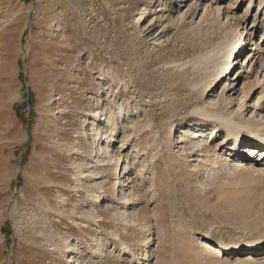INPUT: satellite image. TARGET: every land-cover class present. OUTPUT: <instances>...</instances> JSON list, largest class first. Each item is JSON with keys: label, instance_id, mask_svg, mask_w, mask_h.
<instances>
[{"label": "rangeland", "instance_id": "obj_1", "mask_svg": "<svg viewBox=\"0 0 264 264\" xmlns=\"http://www.w3.org/2000/svg\"><path fill=\"white\" fill-rule=\"evenodd\" d=\"M192 1L0 0V264H68V248L76 242L83 243L87 257L102 264H198L201 259L184 257L183 251L194 247L200 234L264 238L263 174L218 171L210 176L204 168L192 171L181 159V167L169 170L171 165L157 156L159 169L138 178V196L130 197L128 221L121 222L104 212L107 204L111 208L116 203L112 195L98 189L101 202L95 204V193L76 192L74 187L73 167L83 157L73 147L92 143L91 111L106 102L119 129L112 144L125 137L123 153L136 168L143 157L133 151L135 143L148 150L159 143L162 153H172L176 142L168 145V128L181 119L169 116L162 106L172 103L171 97H181L182 90L174 93L165 77L174 63L195 60L213 44L200 15L205 3L214 7L215 2L200 0L187 11ZM160 4L170 9L165 12L169 26L161 34L156 22ZM245 9L252 14L245 22L249 29L257 0H243L236 13ZM183 12L188 13L180 18ZM147 21L155 23L160 36L156 42L145 36ZM260 34L259 29L255 39ZM196 120L185 121L194 125ZM82 126L89 142L83 141ZM246 138L250 145L259 141ZM61 197L65 204L59 203ZM134 213L138 220L131 222ZM97 214L106 216L99 220ZM35 216H43V237L33 231L40 225ZM115 234L133 246L136 258L89 255L88 249L103 244L126 258L122 247L111 244L121 245ZM61 238L67 247L58 246Z\"/></svg>", "mask_w": 264, "mask_h": 264}, {"label": "bare ground", "instance_id": "obj_2", "mask_svg": "<svg viewBox=\"0 0 264 264\" xmlns=\"http://www.w3.org/2000/svg\"><path fill=\"white\" fill-rule=\"evenodd\" d=\"M211 1L215 2V6L212 7L205 3L200 15L201 21L204 20L202 25H205V33L210 32L206 35L211 40V44L213 43L209 48L210 50L195 60L174 63L171 66V72L166 77L164 75V81L170 87H174V93L182 90L181 97H171L172 103L162 106L169 116L181 119L178 123L173 121L168 128L170 134L168 145L176 142L174 149H177L170 148L172 153L169 154L161 152V144L159 143L151 150L143 147L138 148L135 143L132 146V148L134 147L133 151H136L138 157H143L141 166L136 168L128 160V155L123 153L125 137L112 144L119 129L117 116L114 110L108 107L109 102H106L102 109L96 107L91 111L90 116H92L91 123L93 125L91 130L94 131L92 143L78 144L77 142L78 145L75 144L76 146L73 147L80 156L88 158L87 161L82 158L73 167L76 168V171L72 173V177L77 181L74 186L76 192L95 193V204L101 202V194L98 189L102 193L106 192L109 193V196L112 195L110 199L116 203L111 208H108L107 204L104 207V212L110 213L109 215L116 222H121L122 218L128 221L126 208L130 197L138 196V188L136 187L139 185H137L138 178H145V172L147 173L150 169L153 172L157 171L156 169L160 166L155 158L157 156L164 158L166 166L171 165L170 168L168 167L169 170H176L180 166L181 159L188 163L187 165L192 171L199 172L200 169L204 168L205 174L210 176L219 175L218 171H251L264 175V0H257L258 11L252 16L249 29L245 25L247 16L252 15L249 14V10L245 9L244 14L236 13V8L243 0H230L223 7L219 5L221 0ZM247 1L250 3L253 0ZM199 4L200 0H193L187 11L193 10V7L197 8ZM167 6V4H160L157 9L156 22L160 21L161 23L159 34L169 26V19L165 14L166 11H170ZM187 13H181L180 18H183ZM154 24L150 21L146 22L145 36L156 42L160 36L159 34L156 35V31L153 29ZM259 29L261 34L258 39L257 37L255 39ZM157 36L159 37L157 38ZM89 57L91 56L88 55L87 59ZM187 64L189 66L185 67ZM217 86L220 89L216 90ZM236 87L237 89H235ZM208 93L210 96L205 100ZM256 93L259 94L255 96ZM253 95L255 98L251 104L249 100L253 98ZM232 103L236 106L233 107ZM102 116L106 117L102 118ZM186 118H189L190 121L194 118L197 120L193 125V123L185 121ZM97 119L100 123H95ZM101 123L106 126L104 130L100 126ZM151 123V119H148L146 125L150 126ZM81 133L84 138L83 141L89 142L87 135H83L84 126H82ZM221 133L223 134L222 139L219 138L221 141L213 145L214 139ZM110 135L113 136L108 139ZM247 136L258 137L259 141L250 145ZM224 146L226 148L221 152ZM73 148L70 147L68 150L72 151ZM192 153H195L194 157ZM254 153L263 155V158L253 157ZM256 154L254 155L256 156ZM189 161L194 162L190 163ZM99 173L101 175L97 176ZM95 179H100V181L95 182ZM93 182L96 184L94 185ZM133 190L134 192H132ZM63 198L61 197L59 201L61 205L65 204L67 200ZM48 205L49 203L46 206ZM73 207L74 211L77 204ZM105 216L96 215L99 220ZM137 216L136 213L132 214L131 217L134 219L130 221H137ZM82 217L89 220L90 215L84 214ZM37 220L40 225L34 226L33 231L41 236L44 230L43 216ZM116 236L122 246H117L113 241L111 244L114 245V248L122 247L119 250L124 251L126 258H120L121 256H117L114 249H107L103 244L102 247L92 246L90 250L88 249L89 255L94 258L108 256L112 259L116 256L119 257L118 261H123L128 256L130 259L136 258L133 246L129 243L125 244L119 235ZM109 237L111 239L112 235ZM97 239L99 240L100 237ZM194 244L196 247H192V245L189 248L186 247L183 253L184 257L193 256L197 257L196 260L201 259L198 264H264V238L252 239L237 233L233 236L214 239L205 233L195 237ZM58 246L67 247L66 239L61 238ZM84 247L82 242L72 243L68 248L69 254L66 262L68 264H102L98 260L93 261L87 257Z\"/></svg>", "mask_w": 264, "mask_h": 264}]
</instances>
